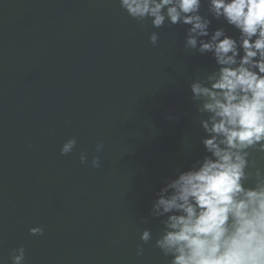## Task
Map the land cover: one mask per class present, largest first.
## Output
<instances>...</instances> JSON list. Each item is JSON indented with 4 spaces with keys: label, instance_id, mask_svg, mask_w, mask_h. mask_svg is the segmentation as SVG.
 Returning a JSON list of instances; mask_svg holds the SVG:
<instances>
[{
    "label": "water",
    "instance_id": "95a60500",
    "mask_svg": "<svg viewBox=\"0 0 264 264\" xmlns=\"http://www.w3.org/2000/svg\"><path fill=\"white\" fill-rule=\"evenodd\" d=\"M187 27L137 22L119 0H0V264L20 246L25 264H168L151 201L203 155L188 85L216 68L183 47Z\"/></svg>",
    "mask_w": 264,
    "mask_h": 264
},
{
    "label": "clouds",
    "instance_id": "9594fccd",
    "mask_svg": "<svg viewBox=\"0 0 264 264\" xmlns=\"http://www.w3.org/2000/svg\"><path fill=\"white\" fill-rule=\"evenodd\" d=\"M119 5L154 28L187 25L183 47L211 54L216 64L188 85L203 155L186 170H174L155 192L150 216L163 226L155 247L168 264H264V155L257 158L264 154V0H119ZM213 19L236 35L223 26L210 30ZM149 41L155 45L158 33ZM76 143L75 137L66 140L60 154L71 153ZM102 148V142L96 145L97 152ZM87 162L81 153L80 163ZM91 165L100 167L98 156ZM43 232L40 226L29 229L31 235ZM140 239L149 243L151 230L144 228ZM142 252L138 247L137 255ZM9 259L25 264L24 247L12 249Z\"/></svg>",
    "mask_w": 264,
    "mask_h": 264
}]
</instances>
